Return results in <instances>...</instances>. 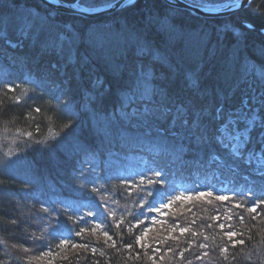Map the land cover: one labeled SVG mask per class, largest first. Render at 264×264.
Instances as JSON below:
<instances>
[{"label": "trees", "instance_id": "trees-1", "mask_svg": "<svg viewBox=\"0 0 264 264\" xmlns=\"http://www.w3.org/2000/svg\"><path fill=\"white\" fill-rule=\"evenodd\" d=\"M88 1L89 6L102 2ZM0 9V264H264L262 194L259 199L251 194L258 203L251 219L231 198L213 196L225 182L232 189L250 187L235 166L264 180L262 171L244 165L229 152L227 137L213 130L225 124L227 131L242 129L244 123L235 124L230 112L236 116L249 103L260 120L239 154L264 156V76L250 77L236 68L248 61L264 68V38L256 51L246 47L264 28V0L220 21L172 13L149 0L91 21L32 0H0ZM188 28L202 35L201 47L186 42ZM23 32L26 43L18 36ZM81 33L80 46L75 36ZM42 34L53 37L48 45L41 43ZM150 47L157 56L142 54ZM9 51L24 64L3 67ZM79 63L92 67L98 88L69 77ZM28 65L46 74L31 68L29 81ZM186 70L197 76L193 84L185 80ZM202 86L206 98L192 92ZM91 134L102 144L94 147ZM6 156L12 159L4 162ZM151 164L161 169L150 170ZM87 170L139 187L116 191L100 184L113 205L104 216L100 192L87 184L94 186L99 176L93 182ZM198 172L205 175L201 184ZM20 202L59 221L55 234L23 225ZM232 231L238 235L230 240L225 233ZM238 240L244 244L233 248Z\"/></svg>", "mask_w": 264, "mask_h": 264}, {"label": "bare ground", "instance_id": "bare-ground-1", "mask_svg": "<svg viewBox=\"0 0 264 264\" xmlns=\"http://www.w3.org/2000/svg\"><path fill=\"white\" fill-rule=\"evenodd\" d=\"M32 1H34V2H36L37 0H32ZM64 1H66V0H64ZM69 1V0H68ZM67 1V2H68ZM75 1V0H74ZM73 1V2H74ZM112 1H114V0H112ZM138 1H140V0H137V1H135V2H138ZM149 1H159V2H161L162 4H163V6L166 8H171L172 9V13H173V11H176V10H181V11H183V12H186V14L188 15H191V16H195V17H198V16H196V15H193L190 11H186V10H184V9H180V8H176V7H174V6H172L171 4H170V2L172 1V0H149ZM257 1V0H256ZM255 1V2H256ZM38 2V1H37ZM80 2L82 3V4H84L85 5V3L82 1V0H80ZM134 2V3H135ZM196 2V1H195ZM215 2H217L218 4L221 2H219V1H215ZM254 2V3H255ZM198 3V2H197ZM202 4H204V1H203V3ZM209 4H214V3H206V5H209ZM131 5H133V4H131ZM131 5H129V6H131ZM252 5H253V3H252ZM251 5V6H252ZM90 6H100V4H94V5H90ZM89 6V7H90ZM250 6V7H251ZM127 7V6H126ZM250 7H248V8H250ZM174 9V10H173ZM247 9V8H246ZM243 10H245V9H243ZM0 11L1 12H3L4 11V9H0ZM120 11H122V10H120ZM258 10H256V9H254L253 10V12L257 15V16H259V14H258V12H257ZM117 12H119V11H117ZM242 11H240V12H237V13H235V14H233V15H236V14H239V13H241ZM114 13H116V12H114ZM113 14V13H112ZM112 14H110V15H112ZM63 15H66V16H73V17H75V18H78V19H86L84 16H82V15H77V14H63ZM233 15H231V16H233ZM105 16H109V15H105ZM102 17H104V16H102ZM200 18H203V19H207V20H214V21H220V20H226V19H228V18H231V17H227V18H220V19H215V18H206V17H202V16H199ZM198 17V18H199ZM198 18H196V19H198ZM99 19V18H98ZM86 20H88V21H91V20H96V19H86ZM239 20H241V21H244L243 22V24H244V26H247L248 28H252L253 26L245 19V18H241V19H239ZM200 22V21H199ZM63 25V23H61L60 22V25H58V27H59V29H61V30H63V27H62V25ZM226 25H230V23H228V22H226ZM65 26V25H64ZM73 27V26H72ZM258 31H257V34L256 35H254V37H250L247 41H246V43H247V45H246V47H249V48H251V49H253V51L255 50H257L258 49V45H259V42L264 38V28H262V29H257ZM62 32V31H61ZM189 32H192V33H195L196 34V36H197V38L198 39H200V38H202V35H200V34H198L197 33V31H194L193 29H191V28H188L187 29V31H184V34H185V39H186V42L188 43V44H190V45H192V46H197V47H201L203 44H204V42L200 39V40H196V39H190V37H189ZM63 33V32H62ZM20 38H21V40H23L25 43L27 42V39H26V41H25V36H24V32L21 34V33H19V35H18ZM76 39H78V44L81 46V44H82V40L81 39H84L85 37H84V35L81 33V34H77L76 36ZM53 39V37L50 35V34H42V36L40 37V41H41V43H44L45 45H48L49 44V42L51 41ZM231 39V38H230ZM7 43L10 45V46H12V47H15V43L13 42V41H11V40H7ZM238 44H237V41H233V46L234 47H236L240 52H241V49H240V47H238L237 46ZM159 53V51L157 50V49H155L154 47H150V48H147L146 49V51H143L142 52V54H144V55H146V54H150V55H152V56H157V54ZM6 60H5V62H4V64L2 65L3 67H6V66H10V67H14L15 65L17 66L18 64H24L23 63V59L21 58V57H18V54L16 53H13V52H11V51H9V52H7V56H6V58H5ZM74 59L75 60H78V61H81V59H82V57L80 58V57H74ZM71 60H73V59H71ZM255 65V64H254ZM256 66H258V65H256ZM259 68H261L260 66H258ZM25 68H28V69H26L27 71H25L24 72V76L26 77V78H28V76L30 75V69L31 68H35L36 70H38V71H41L42 73H44V74H46L45 73V71L43 70V69H41V68H37V67H32L31 65H28V66H25ZM236 68L237 69H239V71L243 74V75H247V76H254L255 75V72L253 71V70H250V69H248V67L243 63H237L236 64ZM231 69H232V66H231ZM264 69V68H263ZM79 71H80V73H79ZM67 73V72H66ZM187 74V75H186ZM186 74L184 73V78H185V80H187L188 82H190V83H194V82H192V81H194V79H197V76H195L191 71L189 72V71H187L186 70ZM258 76H259V74H257ZM40 76V75H39ZM38 76V77H39ZM264 76V75H263ZM69 77L70 78H72L73 80L74 79H76V81H77V83H78V85H81V84H83L84 83V85L86 86V87H90L91 89H94V88H98L97 87V84H98V78L97 77H95L94 76V70L92 71V67H89V66H82L81 65V63H79V65H77V66H75L74 67V70H70L69 69ZM27 80H32L31 78H28ZM189 83V84H190ZM204 89V86H202V87H199V90L197 91L196 89H193L192 90V92H197L198 93V95L199 96H203V97H207V95H208V92H206V91H204L203 90ZM202 90V91H201ZM112 94H114L113 92H112ZM117 93H115L114 95H116ZM134 95V94H133ZM138 97H141V96H138ZM159 101V100H158ZM258 101V100H257ZM260 102V101H259ZM257 103V102H256ZM80 104H82V103H80ZM112 104L114 105V106H116V105H118V102L116 101V102H112ZM160 105H162V107L164 108V110H166V111H170L171 109H172V107L170 106V107H168V106H166V105H163L162 103L160 104ZM77 110H79V109H77ZM159 111H163V109H161V108H159ZM253 110H252V108L250 107V105H249V103L248 104H246L243 108H241V109H238V111H237V113H236V116H235V114L233 113V111H231L230 113V115H231V117H232V119L234 120V122L235 121H239V122H242V123H244L245 124V121L243 120V116H249V115H251L252 113H255L257 116H258V114L256 113V112H252ZM82 114H83V112H81ZM233 114H234V116H233ZM83 116V119L84 120H86V124L87 125H89V124H91V118H87V116H85V115H82ZM172 116L175 118V119H178L179 117H180V115H178L176 112H174L173 111V113H172ZM259 117V116H258ZM260 120V118L258 119V121ZM217 122H219V123H223V121L221 120V119H219V120H217ZM235 124H236V122H235ZM244 124H242L241 125V128L242 129H239V128H232V129H230V131H228V132H226L225 131V129L228 127L227 126V124H225V125H223V126H217V125H215L214 126V128H213V130L219 135V137L222 139V138H225V137H228V136H231V135H229V134H235L236 132H239L240 130H245V131H247V138L245 139L244 138V140L242 141V146L240 147V146H237L236 144H237V141H236V139L234 138V137H232L231 136V138H227V142H229L228 143V145H229V148H228V150H229V152L231 153V154H233L234 156H238V157H241L243 160H244V165H249V164H252L253 166H255V168H256V170L257 171H262L263 173H264V156H262L261 155V152H259V153H255L254 151H248V153H247V155H250L251 156V158L248 156V157H243V156H241V154H239L240 152H242V151H245L246 149H247V143H248V141H249V139L251 138V133H250V130H252V129H254V127L258 124V122H256L255 123V126L254 127H250L249 128V124H246V125H244ZM194 129L197 131V133L198 134H200L201 136H205V135H203L202 134V132L199 130V128H198V126L197 125H194ZM91 131L90 132H93V130L92 129H90ZM226 134L228 135V136H226ZM239 135V137H240V135H241V137H242V134H240V133H238ZM206 136H207V139L209 140L212 136L211 135H208V134H206ZM90 141H92V145L94 146V147H96L97 145H101L102 144V142L99 140V138L96 136H94V135H92L91 134V136H90ZM252 144H254L257 148H260V144H257V142H255V140L253 139L252 140ZM161 147H162V145H161ZM188 150V149H187ZM187 150H186V153H188L187 152ZM210 156H212V154H210ZM8 157H10V158H12L11 156H8ZM211 158H213V157H211ZM237 169H239V171H240V174H241V177L245 180V182H247V184H249V183H251V185H250V187H247V188H239V189H232V188H229L228 187V184L225 182L222 186H218L217 187V192H215V193H213V196L215 197V198H217V197H221V196H226V197H228V199L229 198H231L232 200H231V202H233V205H240V207H241V209L244 211V214H245V216L246 217H248L249 219H251V217L252 218H254V214H256V212H258L257 211V209H256V211L255 212H250L249 211V209L250 208H253V207H255L256 208V204H258V203H256L255 204V201L252 199V196H251V194L253 193V196H254V198H256V199H259L260 197V195L262 194V196H261V202H260V204H262V206H264V180H263V178L260 176H258L257 174H254L253 172H247L246 171V167L245 168H241L240 166H235ZM149 169L151 170H160L161 169V165H159V164H151L150 166H149ZM241 169V170H240ZM242 171V172H241ZM87 176L94 182L95 180H96V178H98V176H99V180H98V182H95L94 183V186H93V184H91L90 182H88L87 184L89 185V187L93 190L94 188L97 190V192L99 191L100 192V194H99V200H100V204L102 205V207H103V210H104V216L105 215H107V212L108 213H110V211L112 210V204L111 203H109V201L105 198V197H108V194H107V191L105 190V187L104 186H102V185H100V184H106L107 186H109V187H111V189H113V190H116V191H128V190H131V189H136L137 187H139L138 186V183L137 182H134V181H125V180H121V179H116V178H113V177H111V176H102V175H100L99 173H97L96 175H94V172L93 171H90V170H87ZM196 181L199 183V184H201V183H203L204 181H205V175L202 173V172H198L197 173V177H196ZM180 182H182V181H180ZM242 182H244V181H242ZM180 184H182V183H180ZM110 199H112V198H110ZM239 211L240 210H235V213H239ZM237 213V214H238ZM222 215V214H221ZM107 218V217H106ZM135 222V221H134ZM138 224V223H137ZM131 226V225H130ZM69 229V228H68Z\"/></svg>", "mask_w": 264, "mask_h": 264}, {"label": "water", "instance_id": "water-1", "mask_svg": "<svg viewBox=\"0 0 264 264\" xmlns=\"http://www.w3.org/2000/svg\"><path fill=\"white\" fill-rule=\"evenodd\" d=\"M46 8L55 13L61 14H77L82 15L86 19H98L105 15H110L114 12L123 10L126 6L133 4L137 0H114L100 6H86L80 0L64 1V0H37ZM256 0H229L220 4H202L195 0H172L170 4L176 8L190 11L193 15L206 18H227L231 15L242 11L252 5Z\"/></svg>", "mask_w": 264, "mask_h": 264}, {"label": "rangeland", "instance_id": "rangeland-1", "mask_svg": "<svg viewBox=\"0 0 264 264\" xmlns=\"http://www.w3.org/2000/svg\"><path fill=\"white\" fill-rule=\"evenodd\" d=\"M101 1H102L101 4H107V3H110L112 0H101ZM195 1H197V2L199 1V2H202V3L204 1V4L210 2V3H214L216 5L218 3L215 2V1H219V2L221 1L220 3H222V2H225V1H229V0H195ZM83 2L85 3L86 6H89V1L88 0L87 1H84L83 0ZM41 16H42V14H41ZM226 26L230 27V25H226ZM189 37H190V39H193V40L194 39H196V40L203 39V38L198 39L197 36H196V34L195 33H192V32H189ZM246 66L248 67V69L253 70L255 72V74L264 75V69L263 68H259L258 66H256V64L254 65L251 61H248V63L246 64ZM258 119H259V117L255 113H252L249 116H247V115L246 116H243V120L245 121V125L246 124H249V128L250 127L251 128L254 127L255 126V123L258 122ZM225 131H226V129H225ZM226 132H228V131H226ZM238 133L242 134V137H241V135L239 137L238 136L239 135ZM229 135H231L232 137H234L236 139V141H237V144L236 145L237 146H240V147L242 146V141L244 140V138L246 139L248 137L247 136L248 135L247 134V131H245V130H240L239 132H236L235 134H229ZM226 136H228V135L226 134ZM231 136H228L227 138L229 139V138H231ZM1 157L2 156H1V152H0V159H1ZM3 161L4 162H9L10 161V157L6 156L3 159ZM26 194H28V193H26ZM26 194L23 193V197H22V195H21V197L22 198H29V196L26 195ZM29 202H31L30 201V198L28 199V203ZM165 205H168V204H165ZM19 207L22 209V211H19V212L25 218L24 220L21 219L22 220V224L23 225L24 224L28 225L27 223H31L32 228L33 229L36 228V230L39 231L40 234H46L47 230L48 231H51V232H53V234H55V232L57 231V229L60 227V222L59 221H57V220L54 221L53 219H50L47 216H44V218H42V216L37 215V213L33 209H31L30 207L26 206L22 202H20ZM46 208L49 209V210L54 211V208H52V207L46 206ZM164 208L165 207L163 206L162 207V210ZM236 208H238L237 205H236ZM7 225L13 226L11 224V222H8Z\"/></svg>", "mask_w": 264, "mask_h": 264}, {"label": "snow or ice", "instance_id": "snow-or-ice-1", "mask_svg": "<svg viewBox=\"0 0 264 264\" xmlns=\"http://www.w3.org/2000/svg\"><path fill=\"white\" fill-rule=\"evenodd\" d=\"M249 2H251V0H249ZM36 111L39 112L40 109L37 108ZM199 195H200V196H204V195H206V194H205V193H200ZM208 195H210V193H209ZM180 198H181V197H177V199H180ZM217 199H220V200H227L228 197H226V196H221V197H217ZM167 206H169V205H164V207H167ZM237 207H240V205H237ZM154 210H157V211H158L159 209H154ZM249 211H250V212H255V211H256V208H255V207L250 208ZM240 219L242 220L243 217H240ZM12 222L15 223V221H12ZM220 227H221V228H224L225 226H224L223 224H221ZM229 227H231V225H229ZM181 231H182V232H186V231H188V229H186V228H185V229H181ZM78 234H79V233H78ZM105 235L107 236L108 234L105 233ZM225 235L228 236V238L231 240V238L234 237V236H236V235H238V233L235 232V231H232V232L225 233ZM240 235H242V233H240ZM109 239H111V237H109ZM64 243H67V241H64ZM237 244H241V245H242V244H244V241H243V240L233 241V242H232V247L235 248ZM202 247H206V245H202ZM222 251L227 252V248L222 249Z\"/></svg>", "mask_w": 264, "mask_h": 264}]
</instances>
